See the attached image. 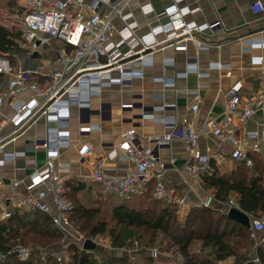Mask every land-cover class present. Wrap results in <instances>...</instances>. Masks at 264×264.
Masks as SVG:
<instances>
[{
    "label": "built area",
    "instance_id": "2783aa9c",
    "mask_svg": "<svg viewBox=\"0 0 264 264\" xmlns=\"http://www.w3.org/2000/svg\"><path fill=\"white\" fill-rule=\"evenodd\" d=\"M130 1L132 0H92L87 5L85 0H22L24 9L20 18L21 43L27 54L43 48H53L58 43L63 45L58 53L62 69L55 70L47 84L30 81L28 76L33 70L26 68L13 70L10 60L0 54V76L10 77L9 86L7 87V84V88L0 89V151L4 152L7 143V137L3 135L7 97L15 98L14 113L9 118V122L14 126V134L39 116H44L51 124L45 140L36 146L46 150V164L30 175L28 190L35 191L47 181L50 185L37 190L27 201L35 209L49 214L53 225L61 231L63 239L72 236L71 214L74 212V204L64 196V185L69 178L70 168L59 160L61 151L70 146V109L77 106L81 121L88 124L91 97L100 94L105 86L127 87L132 85L134 79L143 78L144 68L153 64L156 47L161 46L163 42L177 39L174 44L177 50L187 49L185 40L195 41L199 49L209 48L195 40V34L214 31L219 25V22L213 24L187 22L185 16L197 12L199 8L182 6L184 0H172L173 5L166 9V13L171 17L168 23L153 27L141 38L135 36L137 26L135 23H129L123 28L120 34L130 49L127 54H122L113 51L114 44L111 41L115 29L113 20L117 15H122L124 20L128 18L129 15L122 14V7ZM251 9L258 14L263 11V4L255 2ZM143 11L149 13L152 10L144 6ZM160 34L166 35L165 41L158 40ZM242 42L264 47V38L261 37H253ZM135 62L138 66L134 65ZM167 64L170 66L174 62L169 59ZM194 65L193 63L190 72H197ZM187 73L180 75L185 76ZM23 90H29L31 96L24 99L18 97V93ZM242 92V81L232 84L226 95L224 116L212 121L210 127L215 138L232 146L231 157L234 160L252 166L251 153H257L264 158V123L246 133L247 140H251L247 142L246 138L239 136V122L246 123L258 110L264 109V100L245 97ZM198 102L197 99L191 105L190 111L182 120L181 138L190 154L185 170L194 179L195 184L200 186L201 174L212 169V157L199 148V135L194 125L199 109ZM122 106L132 107L133 104ZM175 120L174 117H167L163 122L168 129L174 130ZM96 127L86 125L81 130L90 131ZM149 140L152 147H144L138 143L135 128L123 132L118 149L123 153V158L132 163V167L124 176L113 177L105 165V158H97L92 165L91 178L106 192L125 199L142 193L153 181V196L169 204H176L181 213L185 210L186 199L177 196L174 189L167 188L165 180L169 165L160 161L155 153L156 147L166 145L172 140V133L152 136ZM81 154L91 155L92 151L84 146ZM117 155L118 150L115 148L106 157L114 158ZM16 156L14 153H4V159H0V166L5 164V160L14 159ZM215 200L213 195L208 194L201 205L204 208H213ZM12 205V198L1 185L0 222L11 217ZM223 206L222 209L226 213L231 208L238 207L233 199ZM250 229L253 238L258 237L257 248L264 247V214L251 218ZM157 250H151L153 256ZM31 254L30 247L20 245L17 249L20 261L27 260ZM48 254L61 262H68L70 259L68 248L51 250Z\"/></svg>",
    "mask_w": 264,
    "mask_h": 264
},
{
    "label": "crops",
    "instance_id": "0c3cea01",
    "mask_svg": "<svg viewBox=\"0 0 264 264\" xmlns=\"http://www.w3.org/2000/svg\"><path fill=\"white\" fill-rule=\"evenodd\" d=\"M91 1L85 0V4L88 5ZM255 2L263 4V11L258 14L251 9ZM172 5V0H132L124 5L122 14L129 16L124 20L122 15H117L113 20V51L128 53L129 45L123 42L120 34L126 25L135 23V36L141 38L153 27L170 21L171 17L166 13V9ZM144 6L152 11L144 13ZM182 6L199 8L197 12L185 16L187 22H219L214 31L195 34V40L209 48L199 49L195 41L185 40L187 49L177 50L174 45L177 39L163 42L166 35L160 34L158 40L163 43L155 48L153 64L144 68L143 78L134 79L132 85L127 87L105 86L100 94L91 97L88 124L81 121L77 106L70 109V146L61 151L59 160L70 168L69 181L91 186L97 183L91 178L92 165L97 158H105V165L113 177L124 176L132 167V163L123 158V153L118 149L123 132L135 128L138 143L144 147H152L150 137L171 132L172 140L166 145L156 147L155 153L160 161L169 165L165 180L167 188L174 189L177 196L186 199L185 210L179 212L181 218H184L191 207L202 206L207 195L202 191V179L200 186L195 184L194 179L185 170L190 154L181 138L182 120L198 99L199 109L194 125L199 135V148L209 153L220 165L235 163L231 157L232 146L215 138L210 125L212 121L224 116L227 92L236 81L243 82L242 93L245 97L264 100V47L242 42L253 37L264 38V0H184ZM55 49L43 48L29 54L40 57L44 65L25 67L33 70L28 76L30 81L47 84L53 72L62 69ZM169 59L174 62L173 65L167 64ZM193 63L197 72H190ZM134 65L138 66V63L135 62ZM185 72H188L187 75H180ZM9 80L10 77L7 76V84ZM30 96L29 90L18 93V97L22 99ZM14 102L13 97L5 99L3 135L7 137V143L4 152L0 151V159H4V153H14L17 156L5 160V164L0 166V186L3 185L5 192L12 198V208L30 211L34 207L27 200L37 190L50 185L47 181L35 191L28 190L30 175L46 164V150L36 146L45 140L51 124L44 116H39L14 134V126L9 122L14 113ZM123 104L133 106L123 107ZM167 117L176 119L174 130L165 126L163 119ZM263 123L264 109H261L246 123L239 122V136L250 142L246 133L259 128ZM86 125L97 127L82 131ZM84 146L91 149V155L81 154ZM115 148L118 150L117 157L107 158ZM231 199L236 201L235 196ZM222 207L224 206L220 202L216 206L219 209ZM254 241L256 246L258 237ZM197 243L199 250L202 249L203 243ZM41 248L44 247L36 246L35 249ZM207 249H203L205 253ZM216 252L214 250L213 255H216Z\"/></svg>",
    "mask_w": 264,
    "mask_h": 264
},
{
    "label": "trees",
    "instance_id": "16d2710c",
    "mask_svg": "<svg viewBox=\"0 0 264 264\" xmlns=\"http://www.w3.org/2000/svg\"><path fill=\"white\" fill-rule=\"evenodd\" d=\"M23 51L19 30L0 23V54L16 64V57ZM6 80L0 76L1 90L6 88ZM250 157L252 166L236 160L223 166L212 159V169L202 173L201 179L222 205L235 196L238 208L251 219L264 214V158L257 153H251ZM64 189L65 198L74 204L71 221L76 219L89 225L90 237L108 233L111 245L117 249L124 250L133 240L131 243L139 247L164 245V251L173 253L174 264H264V247L255 246L248 226L229 218L222 208L200 205L191 207L181 220L176 204L153 196V181L130 199L108 193L97 183L86 186L68 180ZM61 238V231L53 225L48 213L35 208L30 211L12 208L11 217L0 222V264H133L134 256L130 254H102L98 261L93 250L75 245L68 247V262L49 254L33 258L35 253L25 261L18 259L20 245L49 247ZM198 241L203 243L202 249L193 250ZM210 246L217 251L216 255L205 254L203 249ZM153 259L148 256L142 260L154 264L149 263Z\"/></svg>",
    "mask_w": 264,
    "mask_h": 264
},
{
    "label": "rangeland",
    "instance_id": "374dc122",
    "mask_svg": "<svg viewBox=\"0 0 264 264\" xmlns=\"http://www.w3.org/2000/svg\"><path fill=\"white\" fill-rule=\"evenodd\" d=\"M24 9V5L22 3V0H0V23L8 26L9 28H16L19 30V32L21 33V14L23 12ZM63 45L58 43L56 44L54 47L56 48L54 51L56 54H58L59 52V48L62 47ZM59 47V48H57ZM31 56V55H30ZM27 54L26 49L24 48V51L21 52L16 58V64H14L10 59V65L13 68V70H17L19 68H27V67H33L34 65H38V66H44L42 65V60L40 57L35 56H31L30 57ZM30 57V59L28 58ZM8 148H10L8 146ZM225 165V164H224ZM223 165V166H224ZM202 191H204L206 193V195L210 194V195H215L214 192L212 191V189H207L203 186ZM215 197V196H214ZM216 199V198H215ZM219 205V202L217 200H215V206L214 208L216 209V206ZM179 213V211H178ZM73 215V213L71 214ZM180 215V219L183 220L184 218H181V214ZM74 222L72 221V236H69L67 239H58L59 242L56 243L54 246H49V247H44L41 248L39 250L35 249L36 246H31V245H23V246H27L30 247L32 249V254L35 253L33 255V258H35V256H39L40 255H46L49 253V251L51 250H56L59 248H70L71 245H75L78 246L80 248H83L84 243L86 240H91L92 242H94L96 244V248L93 250L94 254L97 258V260H100V257H102V254H115V255H125V254H130L132 256H134V258H132V263H138V264H146V261L142 260L143 257H153V262L150 261L149 263H154V264H174L173 260V253L171 251H164L163 247L164 245H158L156 246V248L153 247H147V246H142L139 247L137 246V243L134 242V244L131 243V240L129 242V244L127 245V247H125L124 250L122 249H117L115 247H113L111 245V237L108 233L105 234H101L98 235L97 237H90L88 234V226L87 225H82L83 222H78L76 219H73ZM198 243H196L193 246V250H199ZM143 245V243H142ZM40 247V246H39ZM211 247V246H210ZM152 249H158L157 253L155 256L152 255L151 250ZM215 249L213 247H211V249H207V255L212 256L213 255V251ZM92 251V252H93ZM70 252V251H69ZM12 263H14V260L12 261Z\"/></svg>",
    "mask_w": 264,
    "mask_h": 264
},
{
    "label": "water",
    "instance_id": "95a60500",
    "mask_svg": "<svg viewBox=\"0 0 264 264\" xmlns=\"http://www.w3.org/2000/svg\"><path fill=\"white\" fill-rule=\"evenodd\" d=\"M228 217L245 224L249 228L251 227V219L249 215L241 211L238 207L231 208L228 212ZM83 248L86 250H94L96 248V244L91 240H86Z\"/></svg>",
    "mask_w": 264,
    "mask_h": 264
}]
</instances>
